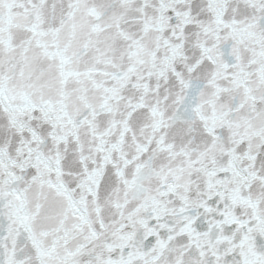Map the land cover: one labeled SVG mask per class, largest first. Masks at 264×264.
I'll return each instance as SVG.
<instances>
[{
    "label": "snow or ice",
    "instance_id": "snow-or-ice-1",
    "mask_svg": "<svg viewBox=\"0 0 264 264\" xmlns=\"http://www.w3.org/2000/svg\"><path fill=\"white\" fill-rule=\"evenodd\" d=\"M0 264H264V0H0Z\"/></svg>",
    "mask_w": 264,
    "mask_h": 264
}]
</instances>
